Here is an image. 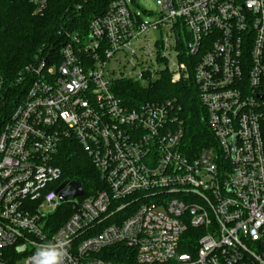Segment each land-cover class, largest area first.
Segmentation results:
<instances>
[{"label":"built area","instance_id":"2783aa9c","mask_svg":"<svg viewBox=\"0 0 264 264\" xmlns=\"http://www.w3.org/2000/svg\"><path fill=\"white\" fill-rule=\"evenodd\" d=\"M157 3L145 20L114 0L67 34L59 59L27 67L26 97L0 131V264H31L47 244L67 246L64 264H264V0ZM191 70L216 140L195 156L174 100L131 107L114 91ZM69 138L105 184L62 201L54 157ZM119 249L128 261L109 259Z\"/></svg>","mask_w":264,"mask_h":264},{"label":"trees","instance_id":"16d2710c","mask_svg":"<svg viewBox=\"0 0 264 264\" xmlns=\"http://www.w3.org/2000/svg\"><path fill=\"white\" fill-rule=\"evenodd\" d=\"M113 1L49 0L47 10L36 14L30 0H0V131L26 97L33 78L27 67L46 58L50 63L53 56L59 59L67 34L87 32L94 19L108 13ZM114 91L131 107H138L145 101L174 100L184 131L182 147L188 155L195 156L216 145L193 70L188 78L173 82L164 76L149 86L120 79ZM54 164L62 169L61 182L80 181L86 194L95 193L105 184L91 156L74 138L61 142ZM64 206L55 214L56 225H61L69 215L68 206ZM116 255L108 257L114 262L128 261L122 257L124 251L121 249Z\"/></svg>","mask_w":264,"mask_h":264},{"label":"clouds","instance_id":"9594fccd","mask_svg":"<svg viewBox=\"0 0 264 264\" xmlns=\"http://www.w3.org/2000/svg\"><path fill=\"white\" fill-rule=\"evenodd\" d=\"M249 7H252L251 3ZM66 255V245H40L31 258V264H64Z\"/></svg>","mask_w":264,"mask_h":264},{"label":"rangeland","instance_id":"374dc122","mask_svg":"<svg viewBox=\"0 0 264 264\" xmlns=\"http://www.w3.org/2000/svg\"><path fill=\"white\" fill-rule=\"evenodd\" d=\"M128 4L134 12L142 13L145 20H154L160 12L157 0H128ZM145 10L151 14L145 13Z\"/></svg>","mask_w":264,"mask_h":264},{"label":"water","instance_id":"95a60500","mask_svg":"<svg viewBox=\"0 0 264 264\" xmlns=\"http://www.w3.org/2000/svg\"><path fill=\"white\" fill-rule=\"evenodd\" d=\"M60 195V199L65 201L68 197H78L83 195L84 188L80 181H65L57 189Z\"/></svg>","mask_w":264,"mask_h":264}]
</instances>
